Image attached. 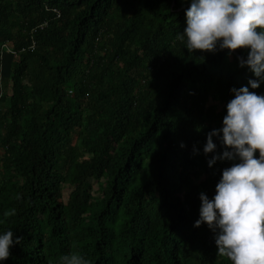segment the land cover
I'll return each instance as SVG.
<instances>
[{
	"label": "trees",
	"instance_id": "16d2710c",
	"mask_svg": "<svg viewBox=\"0 0 264 264\" xmlns=\"http://www.w3.org/2000/svg\"><path fill=\"white\" fill-rule=\"evenodd\" d=\"M189 6L0 0V49L19 53L0 59V231L23 238L2 264L69 252L93 264H230L207 224L193 226L199 193L211 197L232 163L209 167L203 145L231 88L256 77L238 63L242 48H184Z\"/></svg>",
	"mask_w": 264,
	"mask_h": 264
},
{
	"label": "clouds",
	"instance_id": "9594fccd",
	"mask_svg": "<svg viewBox=\"0 0 264 264\" xmlns=\"http://www.w3.org/2000/svg\"><path fill=\"white\" fill-rule=\"evenodd\" d=\"M177 38L192 53L246 51V56L237 57L238 63L256 78L231 88L234 95L226 104L222 126L212 128L203 145V153L211 154L209 167L218 160L232 163L222 169L211 197L199 193V218L193 226L207 224L214 233L216 254L230 264H264V93L254 91L264 84V0H190L186 26L177 32ZM3 81L0 77V99ZM193 151L200 150L194 146ZM14 213L11 209L3 215ZM22 239L12 228L0 231V264ZM58 264L93 261L79 252H69Z\"/></svg>",
	"mask_w": 264,
	"mask_h": 264
},
{
	"label": "built area",
	"instance_id": "2783aa9c",
	"mask_svg": "<svg viewBox=\"0 0 264 264\" xmlns=\"http://www.w3.org/2000/svg\"><path fill=\"white\" fill-rule=\"evenodd\" d=\"M45 26H47V23L42 24L41 26H39L41 29H43ZM31 48L34 49L35 48V42H33V44L31 45ZM5 50H7L8 52H12V55L14 56V59H18L19 57V53H16L13 51L12 47L10 45L7 44V47L2 46V48L0 49V59L3 60V56L5 55ZM0 77L1 73H0Z\"/></svg>",
	"mask_w": 264,
	"mask_h": 264
},
{
	"label": "rangeland",
	"instance_id": "374dc122",
	"mask_svg": "<svg viewBox=\"0 0 264 264\" xmlns=\"http://www.w3.org/2000/svg\"><path fill=\"white\" fill-rule=\"evenodd\" d=\"M209 103H210V101H209ZM63 188H64V197H65V199L68 200V197L71 193V188L69 186H66V185Z\"/></svg>",
	"mask_w": 264,
	"mask_h": 264
}]
</instances>
